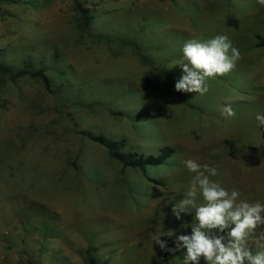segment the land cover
Instances as JSON below:
<instances>
[{"label": "rangeland", "instance_id": "rangeland-1", "mask_svg": "<svg viewBox=\"0 0 264 264\" xmlns=\"http://www.w3.org/2000/svg\"><path fill=\"white\" fill-rule=\"evenodd\" d=\"M218 35L240 51L235 67L203 96L175 91L184 44ZM0 61L48 80L0 74V264H183L155 238L191 235L195 207L172 212L188 159L215 167L237 203L264 204L257 0H0ZM150 156L161 163L139 166ZM247 243L264 251V224Z\"/></svg>", "mask_w": 264, "mask_h": 264}, {"label": "clouds", "instance_id": "clouds-1", "mask_svg": "<svg viewBox=\"0 0 264 264\" xmlns=\"http://www.w3.org/2000/svg\"><path fill=\"white\" fill-rule=\"evenodd\" d=\"M257 2L264 6V0ZM182 53L183 59L174 65L181 67L183 73L175 82V91L201 96L209 91V78L229 73L241 58L240 51L232 46L226 35H218L206 42L189 40L184 44ZM222 115L231 117L235 112L226 104ZM256 120L259 126H264V115L257 114ZM182 163L195 176L190 189L173 206L172 212L180 219L181 213H189V209L195 207L192 232L191 235H179L173 248H169L161 237L155 238V244L162 251H182L183 264H199L201 257L207 264H264V251L253 253L247 243L249 235L257 226L264 224V204L243 200L237 203L240 195L237 190L229 193L219 183L210 180L209 176L218 174L215 167L200 165L192 159ZM198 192L202 194L205 203L196 207ZM231 225L234 227H231L227 236L212 231L215 229L223 233ZM172 235V232L168 234L169 237Z\"/></svg>", "mask_w": 264, "mask_h": 264}, {"label": "trees", "instance_id": "trees-1", "mask_svg": "<svg viewBox=\"0 0 264 264\" xmlns=\"http://www.w3.org/2000/svg\"><path fill=\"white\" fill-rule=\"evenodd\" d=\"M9 1H14V0H9ZM81 14L84 13V11L81 10L80 12ZM0 74L3 75V76H6L10 79H14V78H17V77H20L24 74H27L29 75L30 77H33V78H40L44 84L46 86H48V80L44 74V72L41 70V69H38V70H31L30 66L26 68V70H21V71H16L14 69H12L11 67L9 66H6V64H4L3 61H0ZM89 135V133H88ZM90 138H92V140L98 142L99 144L105 146L109 151L110 153L115 157V158H118L120 160H123V156H121L120 154H113L112 151H111V144L110 142L108 141L107 138H104V137H94L92 135H89ZM161 163V160L160 159H156V158H153L152 156L148 157L144 163H140L139 166H144V165H152V166H155V165H159ZM90 264H98L96 263L95 261L91 260L90 261ZM101 264H104L101 263Z\"/></svg>", "mask_w": 264, "mask_h": 264}]
</instances>
